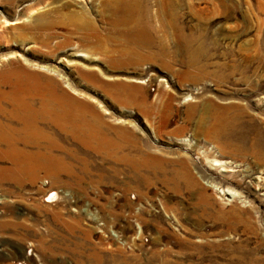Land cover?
<instances>
[{
    "label": "rangeland",
    "instance_id": "1",
    "mask_svg": "<svg viewBox=\"0 0 264 264\" xmlns=\"http://www.w3.org/2000/svg\"><path fill=\"white\" fill-rule=\"evenodd\" d=\"M114 1L0 0V264H264V0Z\"/></svg>",
    "mask_w": 264,
    "mask_h": 264
},
{
    "label": "bare ground",
    "instance_id": "2",
    "mask_svg": "<svg viewBox=\"0 0 264 264\" xmlns=\"http://www.w3.org/2000/svg\"><path fill=\"white\" fill-rule=\"evenodd\" d=\"M112 12L115 23L125 29L126 35L129 39V47L128 50L125 51L124 55L129 52H136L134 48H131L132 46L149 51V5L144 6L141 3L135 2V0H115L112 4ZM152 17L158 21L159 16L157 13H155ZM16 23L13 22V24ZM117 28L115 30H117ZM197 58L198 56L195 57L194 62ZM144 59L141 58V61ZM212 163L215 167H217V170L225 175L235 172L233 163L224 158L220 160L214 159ZM220 190L224 196L235 197L237 195V192L230 188H220Z\"/></svg>",
    "mask_w": 264,
    "mask_h": 264
}]
</instances>
